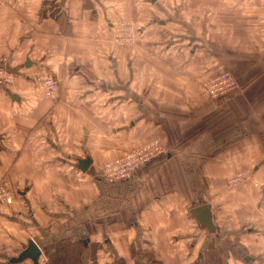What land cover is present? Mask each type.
Masks as SVG:
<instances>
[{
	"label": "crops",
	"instance_id": "1",
	"mask_svg": "<svg viewBox=\"0 0 264 264\" xmlns=\"http://www.w3.org/2000/svg\"><path fill=\"white\" fill-rule=\"evenodd\" d=\"M135 1L0 0V64L13 76L0 85V187L11 196L0 202V264H33L18 259L29 240L41 249L37 264H264V77L244 93L180 108L174 78L147 61L161 34ZM120 17L139 26L137 63L113 44ZM46 74L58 81L51 96ZM183 112L203 118L192 136L174 117ZM122 116L132 119L116 126ZM168 116L176 123H163ZM134 126L195 147L187 160L169 152L121 187L103 186L97 167ZM242 170L246 183L226 187ZM205 204L214 230L190 214ZM69 246L79 250L65 260Z\"/></svg>",
	"mask_w": 264,
	"mask_h": 264
},
{
	"label": "rangeland",
	"instance_id": "2",
	"mask_svg": "<svg viewBox=\"0 0 264 264\" xmlns=\"http://www.w3.org/2000/svg\"><path fill=\"white\" fill-rule=\"evenodd\" d=\"M151 1L136 0L132 7L137 13L144 8L147 10L146 27L150 25L151 20L156 21L155 27L161 38L159 36L157 40H149L146 49L147 61L162 64L160 71L164 80L174 78V84L176 82L177 85L173 87V93L177 96L175 98L179 99L180 108H184V104L188 103H194L196 106L200 99L213 104L227 96L208 98L204 93L207 81L220 73H229L234 77L238 87L231 92L232 95L246 92L250 84L256 82L252 81L254 78L264 77V0ZM158 20H163L164 24H157ZM136 23L123 17L118 18L114 25L113 44L129 50V60H126L137 63L140 33ZM1 65L0 68L4 69ZM184 82L187 85H184ZM164 87L166 86L163 85ZM162 102L164 106L174 104L170 103L169 99ZM190 112L187 108L186 113ZM213 115H209L210 118ZM174 117H179L178 123L181 125H192L191 132L183 133V136H192L195 126L203 124V118L197 115L187 117L183 112L182 115ZM174 117L163 118V123H169L171 119L176 123ZM118 118L115 124L120 125L116 126H127L128 121L132 119L123 116ZM209 120L205 119L206 123ZM144 121L142 118L141 122ZM217 123L218 118L212 125ZM138 128L143 130L142 125ZM139 130L135 126L127 129L126 135L132 137V140L125 142V145H116L119 154L97 167L96 177L103 182V186L121 187V184L128 181L140 167L155 158L164 157L169 152L187 160V150L192 149L188 143L173 144L171 147L162 142L164 138L159 136L161 131H158V136L153 133L143 136ZM195 145L199 146L200 143ZM229 181L226 184L228 188H236L246 183L231 187Z\"/></svg>",
	"mask_w": 264,
	"mask_h": 264
},
{
	"label": "built area",
	"instance_id": "3",
	"mask_svg": "<svg viewBox=\"0 0 264 264\" xmlns=\"http://www.w3.org/2000/svg\"><path fill=\"white\" fill-rule=\"evenodd\" d=\"M126 30L129 31L130 28H126ZM12 82L13 76L6 70L0 68V85H7L11 84ZM41 82L44 87V92L46 96L53 95L58 89V81L53 75H43L41 77ZM237 87L238 85L233 76H231L229 73H220L219 75L207 81L206 86L204 87V93L208 98H217L218 96L231 95V92L237 90ZM242 182H245L243 179V175L238 174L229 181V185L231 187H235L237 184H240ZM3 186L7 187L6 185ZM3 186L0 187V202L9 203L11 201L10 193L6 192Z\"/></svg>",
	"mask_w": 264,
	"mask_h": 264
},
{
	"label": "water",
	"instance_id": "4",
	"mask_svg": "<svg viewBox=\"0 0 264 264\" xmlns=\"http://www.w3.org/2000/svg\"><path fill=\"white\" fill-rule=\"evenodd\" d=\"M29 63V61L26 62L27 65ZM11 98L16 99V96H12ZM90 163V158L82 160L79 163V168L84 171L90 165ZM190 214L192 215V217L196 218L198 223H200L202 226H204L208 230H214V227L212 226L210 221V211L208 205L205 204L195 207L190 210ZM40 253L41 249L38 247V245L33 240H29L27 248L20 253L18 259L28 257L33 262V264H37L38 256L40 255ZM247 259L249 258H245V260Z\"/></svg>",
	"mask_w": 264,
	"mask_h": 264
},
{
	"label": "trees",
	"instance_id": "5",
	"mask_svg": "<svg viewBox=\"0 0 264 264\" xmlns=\"http://www.w3.org/2000/svg\"><path fill=\"white\" fill-rule=\"evenodd\" d=\"M69 247H70V249L69 248L67 249V253H66V256H65V260H66V258H70V256L72 255L71 254V252H72L71 249L79 250V247L78 246L77 247L76 246H69ZM56 261H57L56 264H63V260L62 259H57Z\"/></svg>",
	"mask_w": 264,
	"mask_h": 264
}]
</instances>
